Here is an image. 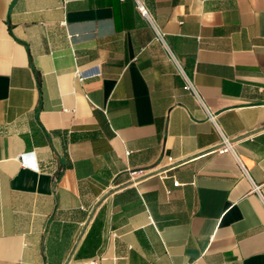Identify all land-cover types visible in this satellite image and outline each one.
Returning <instances> with one entry per match:
<instances>
[{"label": "crops", "instance_id": "obj_1", "mask_svg": "<svg viewBox=\"0 0 264 264\" xmlns=\"http://www.w3.org/2000/svg\"><path fill=\"white\" fill-rule=\"evenodd\" d=\"M142 1L0 0V264H264V0Z\"/></svg>", "mask_w": 264, "mask_h": 264}, {"label": "built area", "instance_id": "obj_2", "mask_svg": "<svg viewBox=\"0 0 264 264\" xmlns=\"http://www.w3.org/2000/svg\"><path fill=\"white\" fill-rule=\"evenodd\" d=\"M136 4H137V8H138L139 12L144 17L150 19L151 18L150 11L147 8V6L145 5V3L142 0H136ZM159 37L162 38V35L159 34ZM76 72H77L78 78L81 81H83V80H85L87 78L99 76V75L102 74L99 67H95L94 71L83 70V69L78 68ZM184 88L186 90L191 91L197 97V99L200 102H202V99H201L200 95L198 94V91H197L195 85L191 81H188ZM210 117L212 119H215V116L213 114H211V113H210ZM231 150H232V146H231L230 141L227 138H224L222 140V144L218 147V149H216V151L219 152V153H226V152H229ZM179 185H180L179 181H174V186H179ZM95 263H96V260H91L88 264H95ZM186 264H193V263L192 262H188Z\"/></svg>", "mask_w": 264, "mask_h": 264}]
</instances>
